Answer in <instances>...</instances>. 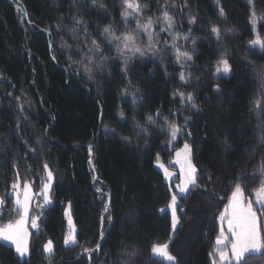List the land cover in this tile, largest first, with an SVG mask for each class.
Segmentation results:
<instances>
[{
    "label": "trees",
    "instance_id": "obj_1",
    "mask_svg": "<svg viewBox=\"0 0 264 264\" xmlns=\"http://www.w3.org/2000/svg\"><path fill=\"white\" fill-rule=\"evenodd\" d=\"M19 1L27 21L14 2L0 0V196L11 191L14 162L22 181L33 182L34 190L40 189L45 162L54 183L39 229L30 232L28 257L20 259L0 242V264H165L151 256L156 243L169 245L174 264H213L209 253L220 231L218 217L237 177L248 199L264 180V89L257 75L264 72V53L249 48L257 38L264 41V0H186L187 7L185 0H167L179 33L189 36L192 60L186 85L166 54L134 61L126 76L111 56L107 67L94 70L89 80L76 68L77 61L58 52L57 43L75 47L72 37L86 43V34L100 43L105 27L122 29L117 0ZM139 2L149 16H159L165 4ZM75 15L83 22L79 26L73 23ZM192 17L197 22L190 25ZM213 26L221 39L210 34ZM101 46L107 49L105 43ZM220 60H227L232 72L216 79ZM179 92L191 94L197 108L181 104L173 95ZM157 109L162 112L156 125L166 127L170 117L168 123L184 130L172 147L159 131L136 135V124L144 125ZM185 142L197 166V186L177 198L178 226L172 232L166 207L178 182L165 183L155 164L171 168L174 151ZM28 166L31 175H26ZM105 193L110 196L107 213ZM66 207L77 230L72 247L64 245ZM12 208L8 199L0 225L15 217ZM254 209L264 224V208ZM100 227L102 246L87 257L83 249L96 248ZM48 240L54 245L50 259L42 251ZM247 264H264V255L250 257Z\"/></svg>",
    "mask_w": 264,
    "mask_h": 264
},
{
    "label": "snow or ice",
    "instance_id": "obj_2",
    "mask_svg": "<svg viewBox=\"0 0 264 264\" xmlns=\"http://www.w3.org/2000/svg\"><path fill=\"white\" fill-rule=\"evenodd\" d=\"M124 4L125 10L121 13L123 17H128L131 15L128 9H133L137 12L144 11L140 9L138 5L129 2V0H124ZM164 6L166 9L169 7L167 0H165ZM159 7L160 5L158 4V8ZM184 7H187L186 0ZM219 15L221 17L225 16L222 8ZM162 20L166 24V27H161L159 33L155 32L153 29V25L156 23V21H154L152 18H149L146 22H142L138 19L137 29H142V32L137 31L135 35H124L123 37H117L114 35L113 30L110 27H105L102 33L104 36L103 41L98 43L96 39H92L91 48H87V45L82 46V50L83 48H87V52L81 57L78 63L83 68V71L88 74V79H93L94 70H99L102 72L104 68L107 67L106 61L112 59L111 57H107L102 54L101 43H107L109 45L113 43L116 44L117 55L122 58L121 73L125 76L128 74L130 61L139 57H143L149 52H160L161 48L165 52L171 51L173 49L175 50V63L179 64L181 69H183L186 65L190 66L189 62L192 60V55L181 53L177 44L178 39L182 38L187 40L189 39V36L184 35L183 37H180L178 34L173 33L175 22L173 18L168 15L167 10L162 13ZM81 22V20H76L75 24L79 25ZM196 22L197 20L195 17L190 18L188 21L190 25L195 24ZM253 23H255V21H253ZM165 32L171 36L172 42L171 44H168L167 41H165V43L161 46L159 44V41L162 39L160 33ZM210 34H215L217 40L221 39L220 30L215 26L211 28ZM141 35L147 36L148 38V48L144 50L136 47V36ZM121 43L123 44V47H120ZM193 44H195V41H193ZM257 45H259L260 51L264 53V41H261L259 38L251 42L249 45L250 50H255ZM98 53L101 54L100 59L104 61V63L96 64L94 62V58ZM231 72L232 67L229 65L228 61L220 60L217 62L214 78L220 79L221 76L229 77ZM257 75L260 76V86L262 89H264V72L257 73ZM180 80L185 84L188 83V79L186 78L183 71L180 73ZM137 91H139V89H137ZM215 91H220L219 86L215 89ZM173 95L174 97L179 95L181 98V104L185 103L184 94L182 92L174 93ZM186 99L187 103L191 104L192 108H197V105L194 102L195 98L191 94H189ZM161 112V109H157L155 117L153 115H149L146 118V123L144 125L137 123L136 127L139 129V131L136 133V135H148L150 131H159L165 134L168 144L174 146V142L178 140V137L185 134L184 130L175 123H168L170 117L165 118V124L167 125L166 127L156 125V118L161 115ZM121 115H123V113H121ZM187 123L188 122L186 120L185 124L187 125ZM17 131H19V125L17 126ZM188 135H191V133H188ZM123 139L127 140L128 138L124 137ZM224 143L227 144V140H225ZM91 148L92 145H89L90 164L92 155ZM29 151L34 153L35 149H29ZM173 164L178 165L180 169L179 183L176 185L177 191L176 193H173L171 196V201L168 204V208L171 210L172 214V227L175 230L178 224L177 196L178 194L186 195L189 191H191L192 187L197 186V166L192 162V150L188 142H185L182 148L176 150ZM158 166L163 169L166 180H171L176 175L163 164H159ZM12 167L16 178L10 186L11 191H6L4 195L0 196V210H2V208L5 206L8 199H12L14 202V207L12 210L13 214H18L19 218L10 220L8 223L0 225V242L14 246L15 252L18 254V256L25 257L29 254V231L27 227L29 219L31 220V226L33 228H38V217H30L31 201L34 198L42 197L44 206H47L51 203L50 193L54 183V173L50 169L49 164L45 162L42 168V171L45 175L40 177L41 189L39 192H34L33 182L28 180H23L22 182L17 163L14 162ZM260 171L264 172V167H262ZM26 175H31V166H28V172ZM240 179V177H237L238 182L235 183L231 190L230 196L228 197V204L218 217L220 222V231L215 239V247L213 248V251L209 253V256L214 258L213 264H217L216 257H218L219 264H233V262L234 264H247V260L250 257L256 254L264 255V252L261 251L264 249V235H262V228H264V224L259 222L258 213L253 206L254 204H258L261 208H264V180L261 181V186L254 189L253 191L255 201L251 199L245 201V189L239 182ZM39 206L40 205H38V207ZM104 212H109L108 203H105L104 205ZM65 215L68 216V232L64 236V245L72 247L77 244V230L67 210L65 211ZM103 221L104 217L102 216V224ZM107 221L109 223L112 221V216L110 214L107 216ZM103 237L104 233L101 232V239H103ZM101 246L102 245L98 243L95 250L86 248L83 249V251L88 253L89 257H91V253L93 251H99ZM168 249V244L156 243L151 247L152 253L165 262V264H173L175 257L169 252ZM53 250L54 245L51 240H48L43 244V252L48 254L49 259L53 255ZM132 254L134 255L135 253L133 252Z\"/></svg>",
    "mask_w": 264,
    "mask_h": 264
},
{
    "label": "rangeland",
    "instance_id": "obj_3",
    "mask_svg": "<svg viewBox=\"0 0 264 264\" xmlns=\"http://www.w3.org/2000/svg\"><path fill=\"white\" fill-rule=\"evenodd\" d=\"M8 1H11V0H8ZM118 1V5H119V9H120V16H121V20H122V23H123V27H122V29H112L113 30V33H114V35L115 36H117V37H123L124 35H135V33L137 32V31H141L142 32V29H137V20L139 19V20H141L142 22H146L149 18H152L154 21H156V23H154V25H153V29H154V31L155 32H157V33H159V30H160V28L161 27H166V24L163 22V20H162V13L164 12L163 11V8H165V6H162V11H161V13L159 14V16H149L148 15V12H147V9L146 8H144L143 6H141V4H140V2H139V0H129V2H132V3H134L135 5H138V7L140 8V9H142V10H144V11H140V12H137V11H134L133 9H128V11L131 13V15L130 16H128V17H123L122 15H121V13H122V11H124L125 10V4H124V0H117ZM170 4V3H169ZM165 5V4H164ZM169 6V5H168ZM170 8H171V5L169 6V7H167V11H168V15L169 16H171V14H169V10H170ZM172 17V16H171ZM76 20H80L78 17H77V15H75L74 16V19H73V23L75 24V21ZM253 21H255V20H252V28H253V30H255L254 28V24L255 23H253ZM256 22V21H255ZM83 22H81L79 25H81ZM76 25V24H75ZM78 25V26H79ZM123 28H125L124 30H123ZM123 30V31H122ZM173 33L174 34H178L180 37H183L184 35H182L181 33H179V31H178V28H177V26H176V24H175V28H174V30H173ZM85 34V33H84ZM103 36V35H102ZM160 36L162 37V39L159 41V44L162 46L164 43H165V41H167V43L168 44H171V42H172V38H171V36L167 33V32H165V33H160ZM91 38L90 37H88L86 34H85V42L86 43H81V41H78L77 39H74L73 37L71 38V43L73 44V45H75V47H67V42H62V43H57L56 44V46H57V50H58V52H60L61 54H63L64 56H67V59L68 60H71L72 62H74V61H79L80 59H81V57L82 56H84L85 55V51L87 52V48H91L92 47V44H91ZM103 40H104V36H103ZM262 41V40H261ZM177 44H178V46H179V49H180V52L181 53H187L188 55H190V43H187V40H184V39H178L177 40ZM83 45H87V48H83V50H82V46ZM105 45L107 46V49H105V48H103L102 46H101V48H102V54L104 55V56H107V57H113L116 61H118V62H120L121 63V60H122V58L121 57H119L118 55H117V52H116V44L115 43H113V44H111V45H109V44H107V43H105ZM120 47H123V44L121 43L120 44ZM136 47H139V48H141L142 50H144V49H147L148 48V38H147V36H143V35H141V36H136ZM256 48H260L259 47V45H257L256 46ZM158 54H160V55H162V54H166L167 56H169V57H171V59H172V61H173V63L175 64V66L177 67V68H179V70H180V73H181V71H183L184 73H185V76H186V78L188 79V76H189V72H188V69L190 68V66H188V65H186L183 69H181V67H180V65L179 64H177V63H175V59H176V56H175V50L173 49V50H171V51H168V52H165V51H163V49L161 48V51L160 52H157V53H152V52H149L147 55H145V56H143V57H139V58H136V59H133L132 61H130V65L134 62V61H138V60H144V59H147V58H154L155 56H157ZM100 55L101 54H97L96 55V57L94 58V62L96 63V64H100L101 62H103L101 59H100ZM138 55V54H137ZM79 57V58H78ZM110 60V59H109ZM191 62V61H190ZM190 62H189V64H190ZM122 64V63H121ZM78 70H80V71H82L83 73H84V75H86V73L83 71V68L81 67V65H79V66H77L76 67ZM216 68H217V62H216V67H215V72H216ZM215 72H214V74H215ZM97 73V72H96ZM86 76H88V74L86 75ZM221 77H223V76H221ZM179 78H180V75H179ZM181 81V80H180ZM182 82V81H181ZM182 84L183 85H186L184 82H182ZM179 96V95H178ZM179 98H180V96H179ZM184 98H185V102H187V97L186 96H184ZM180 100H181V98H180ZM176 142V141H175ZM175 142H174V144H175ZM173 145H170V147H172ZM183 147V146H182ZM181 147V148H182ZM175 152L176 151H174V153H173V155H172V159H171V162H170V167L171 168H169V170L170 171H172L173 173H175L176 175L171 179V180H166L165 179V176H164V172H163V169L162 168H160L158 165L159 164H161L159 161H157L156 162V164H155V167H156V169L162 174V176H163V179H164V182L165 183H167V184H170L171 182H173V181H177L178 183H179V171H180V169H179V166L178 165H175V164H173V161H174V159H175ZM166 167V166H165ZM15 175V174H14ZM45 175V174H44ZM14 182V181H13ZM23 182V181H22ZM177 183V184H178ZM40 189H41V183H40ZM40 189H39V191H40ZM33 191L34 192H39V191H36V190H34L33 189ZM176 191H177V189H176ZM176 191H175V193H176ZM173 195V194H172ZM183 196H185V195H183V194H178V196H177V198L178 197H183ZM247 200H249L247 197H245V201H247ZM251 200H253V201H255V196L254 197H252V199ZM171 201V200H170ZM170 203V202H169ZM12 204L14 205V202H13V200H12ZM43 204V199H42V197H37V198H34L32 201H31V205H30V207H31V211H30V217H38V210L41 208V205ZM51 204V203H50ZM50 204H48V205H50ZM227 204H228V201H227ZM226 204V205H227ZM38 205H40L39 207H38ZM254 206H257L258 208H261L260 207V205H258V204H254ZM4 209V207L2 208V210ZM67 209H68V207H67ZM263 209V208H262ZM2 210H0V213H2ZM168 212H169V214H170V216H171V229H172V232L174 231V229H173V227H172V214H171V210L168 208V206H167V209H166ZM224 211V210H223ZM68 213H69V211H68ZM19 217H18V214H16V217L14 218V220L15 219H18ZM30 220V219H29ZM67 222H68V216H67ZM39 223V222H38ZM37 223V224H38ZM29 224V223H28ZM219 225H220V222H219ZM28 226V225H27ZM177 226H178V224H177ZM177 228V227H176ZM175 228V229H176ZM225 228H226V225H225ZM32 231L33 232H37L38 231V229H36V228H33L32 227ZM68 232V223H67V230H66V233ZM47 242V241H46ZM42 251H43V247H42ZM43 254L45 255V256H48V254H46V253H44L43 252ZM86 254V253H85ZM151 256L152 257H155V258H158V259H160L159 257H157V256H155L153 253H152V251H151ZM213 258V257H212ZM214 259V258H213ZM213 259H212V262H213ZM216 261H217V264H219V261H218V257H216ZM173 264H174V262H173ZM233 264H234V262H233Z\"/></svg>",
    "mask_w": 264,
    "mask_h": 264
},
{
    "label": "water",
    "instance_id": "obj_4",
    "mask_svg": "<svg viewBox=\"0 0 264 264\" xmlns=\"http://www.w3.org/2000/svg\"><path fill=\"white\" fill-rule=\"evenodd\" d=\"M21 7H22V12H23L24 19H25V21H27V20H28V18H27V14H26L25 11H23L24 8H23L22 5H21ZM46 35H49V32L46 31ZM52 60H53V58H52ZM87 160H88V162H89V147H88V157H87ZM89 165H90V166H89L90 169L93 171V172H92V180H94V179H96V175H95V172H94V168H93V166H92L90 163H89ZM104 195L107 196L106 203H108V204H109V207H110V196H109V194H107V193H105ZM43 207H44V205L42 204V205H41V208H43ZM41 208H40V209H41ZM40 209H39V217H38L37 223L39 222V220H40V218H41V212H40ZM104 213H105V212H104ZM101 232H103L102 227H100V229H99V235H100V241H99V244H100V245H101L102 240H103V239H101ZM103 238H104V237H103ZM94 250H95V249H94ZM86 256L89 257V254L86 253Z\"/></svg>",
    "mask_w": 264,
    "mask_h": 264
},
{
    "label": "crops",
    "instance_id": "obj_5",
    "mask_svg": "<svg viewBox=\"0 0 264 264\" xmlns=\"http://www.w3.org/2000/svg\"><path fill=\"white\" fill-rule=\"evenodd\" d=\"M253 197H254V194H253ZM13 207H14V205H13ZM166 209H167V207H166ZM12 210H13V208H12ZM69 211V208L67 209V207L65 208V211ZM65 211H64V217H65V220H66V228H67V216L65 215ZM12 215L13 216H15L16 217V214H13V211H12ZM69 215H70V211H69ZM14 217V218H15ZM14 218L12 219V220H14ZM8 223V222H7ZM28 231H29V239H30V232L32 231V226H31V220H29V224H28ZM3 244H5V245H7L6 243H3ZM7 246H9V247H11L13 250H14V252H15V249H14V246H10V245H7ZM15 254L18 256V254L15 252ZM19 257V256H18ZM28 257V255L27 256H25V257H19L20 259H26Z\"/></svg>",
    "mask_w": 264,
    "mask_h": 264
}]
</instances>
